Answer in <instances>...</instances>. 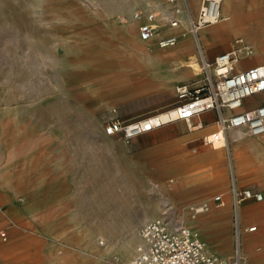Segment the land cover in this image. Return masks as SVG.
Returning <instances> with one entry per match:
<instances>
[{
  "label": "rangeland",
  "instance_id": "1",
  "mask_svg": "<svg viewBox=\"0 0 264 264\" xmlns=\"http://www.w3.org/2000/svg\"><path fill=\"white\" fill-rule=\"evenodd\" d=\"M236 1V14L250 10L251 0ZM200 3L0 0V243L21 239L23 264H129L140 227L162 216L196 231L207 252L228 256L232 175L238 188L262 193L242 203L239 218L243 227L256 226L242 235L244 255L264 264V144H254L260 152L244 145L264 136L226 138L221 158L211 148L218 143L205 142L217 125L196 143L155 132L171 122L132 138L104 133L111 121L170 112L180 103L178 85L203 84L202 62L213 61L218 45L200 35L221 23L190 32ZM161 7L182 17L181 28L160 21ZM134 11L155 14L153 40L138 38ZM241 24L222 49L248 55L244 68L249 59L264 63V20ZM169 28L180 42L161 48Z\"/></svg>",
  "mask_w": 264,
  "mask_h": 264
},
{
  "label": "built area",
  "instance_id": "2",
  "mask_svg": "<svg viewBox=\"0 0 264 264\" xmlns=\"http://www.w3.org/2000/svg\"><path fill=\"white\" fill-rule=\"evenodd\" d=\"M221 2L222 0H201L195 18L190 20L194 33L220 21ZM131 17L137 23L140 40L149 41L155 37L156 27L152 24L156 18L154 13L134 11ZM176 24V21L169 22L171 27ZM174 42V36H166L158 41V45L166 47ZM247 57L234 46L215 56L211 62L203 60V84L195 89H189L185 84L178 85L175 92L180 103L172 110L174 115L167 112L170 117L164 123L183 121L187 129L192 130L196 127L193 124L195 117L205 111H214L217 128L208 135L213 140L226 142L227 132L237 129L244 136H264V104L251 109L243 106L246 98L264 92V63L242 68ZM161 124L153 126L149 119L132 124L111 121L104 127V133L108 136L120 134L125 138H132ZM250 199L260 201L262 193L246 187L238 188L232 175L234 235L232 250L228 256L207 252L204 241L196 231L162 216L147 221L140 227L138 236L141 242L136 246L130 264H249L242 250L241 238L244 233L254 232L256 226L243 227L239 210L242 203Z\"/></svg>",
  "mask_w": 264,
  "mask_h": 264
},
{
  "label": "crops",
  "instance_id": "3",
  "mask_svg": "<svg viewBox=\"0 0 264 264\" xmlns=\"http://www.w3.org/2000/svg\"><path fill=\"white\" fill-rule=\"evenodd\" d=\"M222 1L223 2L221 4V9L223 10V12L226 15V17H234V16H239V15L249 16V15H251V13L253 11L254 12H257V11L264 12V4H262L261 6H258L257 7L256 6V0H251L250 6H249V7H251L250 10H248L247 12L238 13V14H236V11H237V3H238L236 0H234V1L233 0H222ZM238 9H239V7H238ZM167 10H169L172 13V11H171L170 8H167ZM172 15L175 16L173 13H172ZM176 17H179L180 19L182 18L180 15H177ZM223 28H226L224 30V32H226V33H222V36L220 38L216 39V40H213V39H211L209 37V33H208L209 30H207L206 32H202L201 35H200V39L203 40V42L206 43L207 42V37H208L215 44L218 45L217 50H215L209 56L212 59L215 56H217V55H219L221 53H224V52H226L228 50V49L223 50L222 49L223 46L220 45V44L223 43V41H225L226 38L231 37V35L235 34L236 31H239L237 26L235 27V26H231V25L229 26V25H227L225 27V25H224V26H219L218 27V29H223ZM173 33H174V31L171 32L170 34L169 33H166L165 35H167V34L171 35ZM178 41H177V44L180 42V41L179 42ZM170 48H168V49H170ZM173 50H174V48L171 49V50H169V51L172 53ZM180 51L182 53H184V54L187 51V49H185V47H184V44L181 45ZM244 63H245V61H243V63H242V66H241L242 68H244L243 67V64ZM247 64L251 65L249 67H252V66L257 65V64H260V63H256V60L249 59L247 61ZM246 68H248V67H246ZM238 69H239V67H237V70ZM188 71L191 72V70H189V69H188ZM262 104H264V94H262V95H254V96L248 97L243 102L244 108H249V109L254 108L256 106H259V105H262ZM197 119H198V123L197 124L195 123L196 127L194 129H192V130H189V129L185 130L184 127L182 126V124L178 123V121H175V122H171V123H168V124H164L161 127V129L156 130L155 132H160V133H162V132L163 133L169 132V134H167V135H170V136L167 137V138H170L171 140H176V141L178 140L180 142H187V143H189V142L190 143H196V141H200V140L203 139L202 138L203 137L202 135L204 133L210 132V131H212L215 128V126H216V114H215L214 111H205V112L199 114L197 116ZM226 137H227V140H229L231 142H236L237 139L238 140L246 139L245 137H238V136L236 137V136H233V131L228 132V134L226 135ZM221 141L225 144V147H226V142H224L223 140H220V141L214 142V143H218V144L215 145L213 143L214 145L211 148L216 151L217 155L219 154L220 157L223 158L224 152H223V149H222V145L223 144H222ZM255 143H257L260 146H262V144H264V140L245 142L244 145H249L254 152H258L259 150H257L255 148V146H254ZM235 150H236V148H235ZM210 153H213V152L210 151ZM227 154H228L227 155V158H229L228 156L230 155V153L227 152ZM199 209H201V208L200 207L197 208V210H199ZM202 210H204V208H202Z\"/></svg>",
  "mask_w": 264,
  "mask_h": 264
},
{
  "label": "bare ground",
  "instance_id": "4",
  "mask_svg": "<svg viewBox=\"0 0 264 264\" xmlns=\"http://www.w3.org/2000/svg\"><path fill=\"white\" fill-rule=\"evenodd\" d=\"M222 3V2H221ZM153 9V8H152ZM155 9V8H154ZM157 11H160V12H158L157 13V15L156 16H158L159 17V19H160V21H165V22H168V25H169V22H173V21H176L177 22V24H176V26H174V27H171L170 25H169V27L170 28H175V27H180L181 26V24L179 25V26H177L178 25V20H180V18L179 17H176V16H173L172 15V13L169 11V10H167V7H165V8H159ZM220 17H221V19H220V21L219 22H217V23H221V24H217V25H215V26H211V25H209V26H211V28L209 29V37L211 38V39H213V40H216V39H218V38H220L221 36H222V33H226V32H224V30L226 29V28H223V29H218V27L219 26H224L225 25V27L227 26V25H231V26H239L240 24H241V22L243 21V20H245V19H247V18H251V19H255V20H264V12H260V11H257V12H252L251 13V15H249V16H242V15H239V16H234V17H226V15L224 14V12H223V10L221 9L220 10ZM155 21V20H154ZM154 21H153V26L154 27H156L155 25H154ZM181 23H184V21L182 20V21H180ZM229 22V23H228ZM256 22V21H255ZM159 24H160V22H159ZM256 24V23H255ZM212 25H214V24H212ZM242 25V24H241ZM191 26V25H190ZM259 26V25H258ZM161 28V27H160ZM168 29V30H164L162 33H161V35H162V37H163V39H165V37L166 36H168L169 34H167V35H165L166 33H171V32H173L174 30H172V29ZM156 29V32H158L157 31V27L155 28ZM193 30L191 29V27H190V32H192ZM237 33H239V31H236L235 32V34H237ZM170 36H174V38H175V42H174V44L173 45H170V46H166V47H168V48H170V47H173L175 44H176V42L178 41V37L176 36V35H173V34H171ZM154 39V38H153ZM153 39H151V40H153ZM150 41V40H149ZM160 47V46H159ZM166 47H161V48H166ZM140 50V49H139ZM140 52H141V54H140V56H143L144 58H146L147 59V61H150L151 59H150V56H149V54H148V52H146L145 50H140ZM248 53H252L251 51H249ZM193 66V65H192ZM191 68V67H190ZM198 68V67H197ZM195 70V68L194 69H192V71H194ZM195 72V71H194ZM170 115L172 116V115H174L173 114V111H170ZM170 115L168 114V113H165V114H161V115H159V116H155V117H153V118H149V120H150V123L153 125V126H156V125H158V124H161V123H164V122H166L167 121V119L170 117ZM233 136H238V137H243V134H242V132L240 131V130H233ZM238 140V139H237ZM218 141H220V140H218ZM207 144H211V143H214V142H217L216 140H213V138L212 137H210V136H208L207 138H206V141H205ZM214 198H218L219 200H222V195L221 194H219V195H216ZM224 204V203H223ZM260 207V206H259ZM262 208H264V207H262ZM260 209V208H259ZM258 209V210H259ZM197 211H202V208L201 209H199V210H197ZM262 211V213H259V214H264V210H261ZM254 213V212H253ZM260 215V216H261ZM261 219V218H260ZM262 222H264V221H262ZM207 247H208V244H207ZM0 257H2V258H4L5 259V264H23V241L21 240V239H17V240H11V241H9L7 244L5 243V244H2V243H0ZM131 262V261H130ZM130 262H129V264H130ZM27 264H34V262H28Z\"/></svg>",
  "mask_w": 264,
  "mask_h": 264
}]
</instances>
